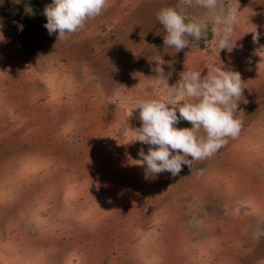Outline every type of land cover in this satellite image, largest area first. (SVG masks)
Listing matches in <instances>:
<instances>
[{"label":"rangeland","instance_id":"rangeland-1","mask_svg":"<svg viewBox=\"0 0 264 264\" xmlns=\"http://www.w3.org/2000/svg\"><path fill=\"white\" fill-rule=\"evenodd\" d=\"M51 3L0 0V264H264V0H238L230 52L211 23L207 40L164 44L157 13L180 0H108L64 40L44 27ZM220 64L241 76L239 134L148 173L138 153L155 146L129 111Z\"/></svg>","mask_w":264,"mask_h":264},{"label":"clouds","instance_id":"clouds-1","mask_svg":"<svg viewBox=\"0 0 264 264\" xmlns=\"http://www.w3.org/2000/svg\"><path fill=\"white\" fill-rule=\"evenodd\" d=\"M108 0H52L44 8L47 22L44 27L49 34L58 33L64 40L66 34L81 30L86 21L102 14ZM180 8L164 7L157 13V20L166 31L164 44L176 52L188 47L192 37L196 41L207 40L209 24L215 38V46L229 52L236 46L232 36L238 23L239 4L227 0H180ZM199 8L200 15H190L188 9ZM31 11V9H29ZM253 42L259 33L253 32ZM0 40L3 35L0 33ZM164 61L160 60V64ZM163 76V68L155 69ZM158 86V81H156ZM242 80L238 72L225 70L223 65L211 66L203 77L200 71H183L177 83L169 87L168 97L142 99L129 111L139 110L141 127L135 129L138 140L155 146L147 154L140 150L138 164L146 165L147 172H169L173 176L189 168L192 161L212 156L227 143V137L235 138L241 129V120L235 118L238 101L242 97ZM179 94L181 100L172 97ZM179 118L191 124L190 128H177ZM203 132V135L201 134ZM175 153V154H174ZM188 157H191L189 160Z\"/></svg>","mask_w":264,"mask_h":264}]
</instances>
